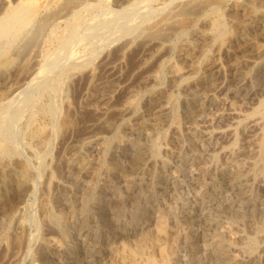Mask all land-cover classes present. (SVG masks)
Wrapping results in <instances>:
<instances>
[{"label":"rangeland","instance_id":"obj_1","mask_svg":"<svg viewBox=\"0 0 264 264\" xmlns=\"http://www.w3.org/2000/svg\"><path fill=\"white\" fill-rule=\"evenodd\" d=\"M38 1H39V4H42V6H44L43 8H46V6L47 7L55 6L54 4H56L58 0H38ZM60 1L61 0H59L58 3ZM179 1H183V0H172V1L170 0L141 1L140 0L137 4H135V6L138 4L139 6L138 7L136 6V8L134 6L135 9L133 8L132 9L133 11H130V10L126 11L124 8H121V6L125 7L126 4H128L127 2L129 1L121 2V1H116V0H107L106 3H104L109 6L107 7L105 5L106 7H104V11L107 13L112 12V14L108 13L105 15L104 14L105 12L102 11V14L100 16L103 15V17L105 16L104 18L106 19H109L112 17L115 18L119 16L121 12H124V11L126 12L130 11L132 13V14H129L130 12L129 13L124 12L127 17L129 15L131 16L130 19L126 18L128 21L125 20L126 22L124 24V26L129 27L130 33L128 32L129 33L128 34L120 30L121 31V32L119 31L120 37L122 36L123 38H119L116 36L115 40L114 39H111L110 41L108 40L107 43H104L103 45L100 46V48L102 46L103 47L101 48V50H98L97 54L99 55L97 56V54H95L94 55V57H96L95 59L94 57H92L93 60L91 59L90 61V65L93 67V77L91 79V82L92 83L95 82L96 87L100 89L99 90L97 88L98 93L95 92L96 93L95 94L90 88V86L88 85L89 83H87L86 71H83L80 74V76L77 78L78 81L76 79V82H75L76 87L74 85L75 84L74 81L72 80L73 85L72 87H69L68 89L66 100L73 107L77 109V111L75 112V117H74L75 125H74V128L71 131H69V133H67L65 136L62 135L55 139L53 146H52V150L53 149L54 150L53 152L50 153L47 159L45 158L46 160L44 159L41 162L37 157L31 155V153L28 152L27 149H25V147L23 146V138L21 136L20 130L18 131L17 129V128L20 129V126H19L20 123L15 126L16 128L14 127V130H15L14 141L18 138L15 141V143L18 141L20 142V143L18 142L19 144L16 143L17 145L16 144L15 145L19 149L20 155L22 156V158L26 156V158L24 159L27 165L30 163V161H33L30 163L32 165H28V167L30 166L29 169H30L32 178L34 179L35 184L37 183L34 189L36 190L35 198L33 196L35 195V193L32 195L27 194L26 195L27 197L24 196L22 200L16 199L17 202L15 201V204L17 206L16 208L17 220L20 222L21 220H23L22 223L25 226L24 234L28 238V240L30 239L29 244L31 247L29 246L28 248H26V250L21 254V256L16 260L14 264H40V260L38 256H36L37 253L36 251L34 252V250H36L35 240L38 239V237L40 238V237H46L48 235H52L49 232V229H47L45 225L41 223V220H40L38 199H40L39 193L42 194V191H43V186H44L43 183H44V180L46 179L45 178L46 173H44L43 167L41 168V166L37 165L38 164L37 162H41L43 165L44 163L46 164V162L47 164H49L51 162V158L57 154L55 152L58 151V148L61 149V151L63 150L64 154L65 153L69 154L70 152L69 145L76 144V143H81L80 146L82 145L81 147L78 148V154L85 161L88 160L87 161L88 170L86 172L81 173L80 175L82 176L84 175V176L80 177V182H77L74 184L69 180V177H68V175L72 173L73 168H70L69 166L64 165V167L62 168L63 170H61L60 173H57L55 175L56 181L58 182V187L56 188L55 191H54L55 188H53L52 193L55 194L58 189L61 190L62 186L66 191H64V193L60 191L58 195L55 194L56 198L55 200L52 199L51 206L53 205L52 207L53 211L57 212L65 208V206L68 204L69 198L77 197L76 200L78 202H82L83 201L82 199H84L87 196L88 205H89V211L86 215L87 221H88V228L80 227L79 225L76 224L75 221H71L70 224L66 227L58 228L59 232L55 236L57 237V239H59V241L62 242L63 249L72 245L75 248V250L73 252H70L72 256L70 254L69 255L71 257H67L66 255H64L63 257L61 258L59 257L58 259L53 258L51 261V264H59V262L60 264H73V262L70 259L72 260L75 259L78 264H87V263L88 264H101L103 261L107 260L109 257L108 256L109 254L105 255L109 253L107 251H110V249L113 248V246L119 244L121 240L123 242L130 241L131 239L133 240L136 236L139 235V233H137L138 235L135 233L136 230L139 232L140 228L146 226L149 223V220L151 219V217H154L155 215H157L156 212L158 211L159 213H164L167 216L170 224L174 226L175 228H177L178 230H180L179 232H181L180 237H182V239L181 238L178 239L175 251L172 255L174 259L171 258L173 260L171 264H208L212 259L211 243L215 242L218 239L227 240V239L233 238L232 240H235L234 246L231 247V250L233 251L234 249L236 251L240 249L241 247L240 243L242 245L248 240L255 239L257 242L259 241L258 242V246H259L258 252H261V249L264 245V241H262L264 240V226H263L264 225V188H263L264 187V152H263L264 151V51L262 52V55H258V56H255L251 54L249 51H247L248 55H250L249 61L247 62L249 67L246 63L242 64L244 68H247V70L245 69L244 76L241 77L238 81L236 80L234 81V79L231 78L233 72L227 69H229L228 62H229L230 57L232 56L231 54H233L237 49H240L241 47H245L247 45L248 40L252 38L253 40H257V41L264 43V40H263L264 39V19H263L264 14L260 16V19L254 22L247 20L246 21L247 28L245 27L244 29L243 26H242L243 29H241V27L236 28L235 18L238 15L239 16L242 15V11H243L242 9H243L244 4H247L250 0H222V1L220 0V3L217 5L216 9H209V10L207 9L204 13H201L200 15H198L197 17L198 20L196 19L193 23H190V21L188 20H184V22L181 23L182 30H178V31L175 30L169 33L168 37L171 35L169 37L170 39L168 37L163 39L164 41L163 45L158 46L155 44H151L147 46V48L150 49L151 47L153 50L155 49L156 51H153L152 49L151 50L147 49V51H145L146 47L144 49L143 43L141 42H142V37L144 35V29H146L145 28L146 22L148 21H145V20L143 21V19L141 20V17L144 16V14L146 13L148 17L150 18V20L153 21L159 18L164 13V11H166L169 4H172L173 2H179ZM262 1H261L262 3L260 2V4H258L257 8L261 10L262 13H264V0ZM142 2H144L143 5H142ZM146 2L150 8L147 7ZM153 4L156 6H154ZM159 6L161 7V9L159 8ZM163 7H164V10H163ZM116 8L119 10H116ZM137 8L141 11H139ZM106 9H108V11H106ZM120 9H122V11ZM113 11L115 13L117 12V14L113 13ZM135 11L136 12L139 11V12L136 13ZM157 11L160 12V14L159 13L157 14ZM108 15H110V17ZM135 15H138L139 16L138 18L143 23L139 22V19ZM201 15H203V17H201ZM134 17H136L137 19ZM104 18L101 17L100 20L105 21ZM131 19L133 21H131ZM137 24L141 27L140 29ZM231 24L233 26H231ZM60 26H63V25L61 24ZM136 26L138 28V29L136 28L137 30H135L134 28ZM97 27L99 28L100 24H98ZM203 29H206V30H203ZM181 31L183 33H181ZM200 31L204 33H206L207 31V34H205L206 38L204 40H200L196 37V33ZM48 32L42 35L39 41V48L40 47L50 48V49H54L53 47L56 48V45H57L56 40L52 39L49 43L46 41V39H48V36H49ZM222 32H226V33L224 34ZM134 33L135 35H133ZM126 34L127 36H125ZM129 35L135 36V38L132 36L129 37ZM128 37L130 39L132 38L131 46L127 49L126 51L127 53L125 52L124 55L117 57L116 53H117L118 48L122 46V43H123L122 41L127 39ZM129 38L127 40H129ZM78 42L79 41L75 42L76 45L79 44ZM138 42L139 44H141V46L138 44ZM187 42H188L187 44L188 47L186 48L191 47V49L199 45L200 42L205 43V48H206L205 53L204 54H200L198 52L196 53L198 54L197 55V58L199 61L198 65L200 66L199 71H202L205 68V66H207L208 63L211 61L212 57L215 55H217L220 59H222L224 66L226 63H228L225 66V70L227 71L224 72V76H223L224 79L219 78V80H217V83H216L217 85L214 87L215 89L211 88L212 90L208 89L209 91H206V93H208L207 94L208 96L205 100H203L200 106L202 110L200 108L199 111L197 110L198 113H194V115H192L191 117H188L187 115H186L187 117L185 116L184 109L182 106L183 97L185 93L181 90V86L184 85L190 79V77H188V79L185 78L184 81L183 80L179 81L178 79L173 80L168 74L169 73L168 67L170 63L173 64V61H174V64L179 63L183 67L186 66L187 61L183 62L185 60L183 59V55L186 51L183 49H186L185 46ZM75 43H73V46H75ZM109 43H112V44L108 45ZM120 43L121 45L118 46V44ZM168 43H170L171 45L170 44L168 45ZM189 45H192V46H189ZM73 46L71 48H73ZM172 46H174L175 48ZM76 48L72 49V54H74V52L76 51L74 54L76 56L82 55L88 52L87 50H89V47L86 49L82 44H79V48L78 46H76ZM83 48L85 52L81 50ZM103 48L105 50H103ZM112 49H114L115 51ZM68 51H70V49H68ZM68 51L66 49L65 51L63 50L62 53H60L64 57L61 55H60L61 57L59 56L60 58L58 57V66L62 65L64 62L67 61V59H69L67 57L71 51L70 52ZM66 52H68L69 54ZM163 52L165 53L163 54ZM210 52H213L214 54ZM148 53L150 54L151 57L149 56ZM147 57L148 58L150 57V58L148 59ZM65 58H67L66 61H65ZM61 59L62 60L64 59V61H62ZM145 59H147L146 62H145ZM40 61H42V58L38 56L36 62L39 64ZM139 61L140 62L142 61V62L140 63ZM109 62L111 63L108 64ZM100 63L103 65H100ZM38 64H34L32 67L35 68L36 66H38ZM158 64L160 65L158 69L160 73L157 72L159 74L158 78L159 76H161L162 78L160 77V80L158 79V81L157 80L153 82L151 80L147 81L146 80L147 75L150 74L152 71L153 72L156 71L154 70L153 67L158 66ZM131 65H134V66H131ZM161 66L164 68V70ZM98 68L99 69L101 68L100 71ZM247 71L250 73H246ZM82 77L85 79H83ZM170 80L173 82L171 83ZM20 84L22 85L23 81H21ZM112 84L114 85L115 88L114 87L112 88L113 86ZM2 87H3L2 82H0V92H2L1 91ZM170 88L175 89L173 90H174L175 97H176V99H174L176 111H174V114L167 119L168 121L166 120V122H164V125L162 124L161 126H148L144 128L131 127V129H129L128 127L122 126L115 133L114 132L106 133L105 127H102V124H98L99 121L97 120L96 113L93 110V107L97 106L98 104L101 105L100 103H106L109 101L111 102L113 101L112 103L110 102L109 103L112 104L114 107H120V104L122 103V99L125 98L131 91L135 90L137 91V96H138V98L136 97V100L138 99L137 100L138 102H136L135 104V107H136L135 111L137 110L142 111L145 108L144 106H146L149 103V101L152 100V98L156 97V95L160 93L168 91V89L170 90ZM6 91L4 92L3 90L4 93L2 92L4 97L6 96ZM35 91H36L35 89H31V90L26 89V92L23 91V93L28 95V92H29L30 95H32V93L34 95ZM23 93H21V95L19 96H22ZM92 94L94 97L91 96ZM104 99L106 102L104 101ZM89 102L91 103L89 104ZM65 107L66 106L64 105L63 112H66ZM238 107L240 108V110L237 109ZM233 108L235 111L237 109V111L239 112L238 114L240 116L238 114L237 115L230 114V112L233 111L232 110ZM110 112L105 114V115L108 114L107 116L105 115L102 116V119H101L102 122L105 121V123L108 124V126L119 124L122 120L121 114H119V112L117 111L116 112L110 111ZM195 114H198V115H195ZM214 114L217 115V117L216 116L214 117ZM62 115L60 116L59 121L62 120V118L64 119L66 116L64 113ZM215 118L216 120H213ZM174 122H177L178 125ZM194 124H196L197 126ZM176 125L179 128H177ZM192 125L198 128L202 127L201 129L204 128V131H203L204 133L197 131V130L196 131L193 130ZM220 127H222L221 128L222 130L219 133L220 135H217L218 133L216 134V131L217 129L219 130ZM175 128H177L179 134L178 132L177 134L173 133V129ZM209 130H213V131L216 130V131L210 132ZM226 130L231 131V132H227ZM98 131L99 133L102 134V137L99 140L97 139V142H96V139H93L94 138L93 135ZM88 136L89 137L91 136L90 137L91 139ZM259 136H260V139L258 138ZM62 138H64L65 140H63ZM78 141H81V142H78ZM251 142L254 143L253 145H255L256 143L257 144L255 146L253 145L251 146L252 144ZM60 143L61 144L63 143L64 145L63 144L60 145ZM142 143H143V146L141 145ZM147 144H148V148L146 147ZM19 146L23 147L24 149L20 148ZM138 148L145 149L147 153L146 160L140 166L141 169L135 174H130V173L117 174L114 176L115 178L112 177L110 179L107 185L100 187L99 185L102 183L103 178L105 177V173L103 171L105 170V167H107L108 165H109L108 167H110V165H113L114 162H118L120 165L123 164L122 165L123 167L129 166L133 157L138 151L137 150ZM250 148H253V149H250ZM256 150L257 151L259 150V151L257 152ZM256 157L257 158L259 157L258 159L259 160L261 159V160L258 161ZM112 159H114L113 163H112ZM92 163H96L97 167L95 164H92ZM149 167L150 169H148ZM240 167L244 169V172H243V169ZM62 171H64V174ZM94 171L96 172L95 176L98 177V178L93 177V181L95 183V186L97 187L93 190L94 192L92 191L90 192L91 194H88L87 192H85V189L82 188V182L85 179L86 180L90 179ZM236 171H237V174H239V177L241 178V180H243L241 181L243 186L241 182L238 183L239 185L233 182L234 176L237 175V174H234L236 173ZM65 172H68V174ZM245 173L246 175H244ZM138 176L140 178H138ZM242 176L244 178H242ZM135 186L136 188H134ZM137 186L140 187L139 192H137ZM244 186H247L249 190L247 191V189H245L246 187ZM11 187H14V186H10V191H9L10 193L12 189ZM71 190H73L74 194L72 193ZM239 190H243V191H239ZM122 195L125 198H123ZM126 197L136 202L135 203L136 212L133 215L134 216L133 217L128 213V210L125 211L122 217L123 218L122 223H124L125 225L119 229L117 225L115 226L113 220L111 221L109 219V214H108L109 212L107 210H109V208L113 206L116 202L125 200ZM33 200L34 202H32ZM130 200H127V203L125 204L126 207L128 208H129V205L127 204H129ZM24 202L31 203L33 206H31V210H28V212H24L22 211V209H20L21 213H19V208L23 204H25ZM95 205L96 206L100 205V208L96 207ZM238 207H241V208L238 209ZM33 208L35 210H32ZM244 208L247 210H245ZM35 216L37 218H35ZM100 219L102 221L103 219H105L103 221V224L101 223L102 221L100 222ZM28 220H30V223ZM7 226H9L10 229L15 228L14 223L10 222L7 219H2L0 221V231L2 230L3 227H7ZM122 228L123 230H121ZM187 228L188 229L190 228L189 231L192 229L190 231V236L188 238L185 237V231L188 230ZM30 233L33 234L35 237H33V235L31 236ZM63 233L67 234L68 237L66 239L64 238ZM85 248H86V251H85ZM89 249H91L93 253ZM236 251H234V253H236ZM75 253L78 255H76ZM238 253H241V252H237V254ZM98 256L100 258H98ZM72 257H75V258H72ZM192 257L195 259H192ZM261 260H262L261 264L262 263L264 264V256L261 258Z\"/></svg>","mask_w":264,"mask_h":264},{"label":"bare ground","instance_id":"obj_2","mask_svg":"<svg viewBox=\"0 0 264 264\" xmlns=\"http://www.w3.org/2000/svg\"><path fill=\"white\" fill-rule=\"evenodd\" d=\"M58 1L56 4H54L55 6H53V7H47L46 6V8H43L44 6H42V4H39L38 0H0V82H2V85H3L1 91L3 92V90H4V92H5L7 90L5 97L3 96L2 92H0V221L2 219H7L10 222L15 224L14 229H10L9 226H7V227H3L2 230L0 231V264H14L16 262V260L21 256V254L26 250V248H28L30 246V244H29L30 239L28 240V238L24 234V227L25 226L22 223L23 220H21V222L17 220V217H16L17 206L15 204V201H16V199L22 200V198L24 196H26L27 194L32 195L35 193V195H33V196H34V198L36 196V190H34V189H35V186L37 183L35 184V181L32 178V175H31V172L29 169L30 166L28 167V165H32L30 163L33 161H30V163L27 165V163L24 159V158H26V156L24 158H22V156L20 155V151L16 147V145H17L16 143H18L19 141L15 143V141L18 138L14 141V139H15L14 127L20 123V125H19L20 129L19 128H17V129H18V131L20 130L21 136L23 138V146L25 147V149L28 150V152L31 153V155L37 157L41 162L45 158L47 159V157H49L50 153L53 152V150H54V149L52 150V146H53L55 139L59 136H62V135L65 136L67 133H69V131H71L74 128V125H75V118L74 117H75V112L77 111V109L75 107H73L66 100L67 94H68V89H69V87H72V85H73L72 80L75 83L76 79L80 76V74L83 71H86V79H87V83H89L88 85L90 86V88L92 89V91L94 93L97 92V90L99 88L96 87L95 82L94 83L91 82V79L93 77V67L90 65V61H91L92 57H94V55L97 54L98 50H101V48L103 47L102 46L100 48V46L103 45L104 43H107L108 40L109 41L111 39L115 40L116 36L119 38H123L122 36L120 37V32H121L120 30H122V32H126V33L129 32L130 33L129 27L124 26V24L126 21H128L127 20L128 18L129 19L131 18V16L129 15L130 17L129 16L127 17L124 12H126L127 10L133 11L132 9L134 8L135 4H137L140 0H116V1H121V2L129 1V2H127L128 4H126L125 7L121 6V8H124L126 11L123 10L124 12H121L122 9H120L121 14L118 13V14H120L119 16H117L115 18L111 16L112 18H109V19L104 18L105 16L103 17V15L100 16L102 14V11H104V7H106V6L109 7L107 4H104V3H106L107 0H61L59 3H58ZM141 1H146V0H141ZM170 1H172V0H170ZM261 1L262 0H252V1L250 0L248 3L246 2L247 4H244L243 9H242L243 11L241 10L242 15H240V16L238 15L235 18L236 28L241 27V29H243V28L245 29L247 20L254 22V21L260 19V16H262V14H264L261 12V10H259L257 8L258 4H260ZM143 3L144 2H142V5H143ZM219 3H220V0H183V1H179V2H173L172 4H169L167 9L165 8L166 11H164V13L159 18H157L153 21L150 20L148 15L145 13L146 15L144 14V16L141 17V20L143 19V21L144 20L148 21V22H146V27L143 26L146 29H144V35L142 37V42H141V43H143L144 49L146 47L145 51H147V49H149V48H147L148 45H151V44H155L158 46L163 45V42H164L163 39L168 37L169 33H171L172 31L182 30L181 29V27H182L181 23L184 22V20H188V21H190V23H193L196 19L198 20V18H197L198 15H200L201 13H204L207 9L208 10L209 9H216V7ZM146 4H147V2H146ZM150 4H151V2H150ZM136 6L138 7L139 4ZM136 6H135V8H136ZM154 6H156V5H154ZM147 7H149L148 4H147ZM164 7H163V10H164ZM159 8L161 9L160 6H159ZM144 9H146V8H144ZM116 10H119V9L116 8ZM155 10H157V9H155ZM106 11H108V9H106ZM130 11H128L126 13H129ZM139 11H141V10H139ZM139 11H137V12H139ZM108 13L105 12L104 14L106 15ZM113 13H115V12L113 11ZM158 13L160 14V12L157 11V14ZM109 14H112V12H110ZM115 14H117V12ZM129 14H132V13L130 12ZM108 16L110 17V15H108ZM135 16L137 18L139 17L138 15H135ZM101 17L104 18L105 21L100 20ZM136 17H134V18H136ZM201 17H203V15H201ZM141 20L139 19V22H142ZM131 21H133V20L131 19ZM131 21H129V22H131ZM139 22H137V23H139ZM132 23H131V25H132ZM142 23H140V24H142ZM61 24L63 26H60ZM98 24H100L99 28L97 27ZM135 24H133V25H135ZM232 24H231V26H233ZM242 26H243V28H242ZM134 28H135V30L138 29L137 26ZM140 28L141 27L139 26V29ZM97 30H99V31H97ZM203 30H206V29H203ZM224 31H225V29H224ZM47 32L49 33L48 34L49 36H48V39H46V41L49 43L53 39V40H56V42H57L56 48L53 47L54 49L41 48V47L39 48V41H40L42 35L47 33ZM136 33H137V31H136ZM181 33H183V32L181 31ZM222 33L225 34L226 32H222ZM232 33H233V31H232ZM205 34H207V31H206V33L200 31V32L196 33V37L200 40H204L206 38ZM133 35H135V33ZM125 36H127V34ZM131 36L132 35H129V37H131ZM132 37L135 38V36H132ZM127 39L123 40L122 42L123 43L125 42V43L124 44L122 43V46H120L118 48L117 53H116L117 57L124 55V53L127 51V49L131 46V44H132L131 39L132 38L131 39L129 38V40H127ZM251 39L247 41V45L245 47H241L240 49H237L236 51L234 50L235 52L233 54H231L232 56L230 57L229 62H228L229 63V69H227V70H229V71L231 70L233 72L231 78H233L234 81L235 80L238 81L241 77H243L245 74V69L247 70V68H244L242 65L243 63L247 64V62L249 61L250 55H248L247 51H249L251 54H253L255 56L262 55V52L264 51V43L257 41V40H253V39L251 40ZM77 41H79L78 43L82 44L86 49L89 47V50H87L88 52H86L82 55H77V56L74 55L76 51L74 52V54H72L73 48H76V46H78V48H79V44L76 45V43H75ZM44 42H45V40H44ZM113 42H115V41H113ZM139 42H140V40H139ZM139 42H138V44H139ZM176 42H174V43H176ZM73 43H75V46H73ZM110 44H112V43H109L108 45H110ZM169 44L170 43H168V45ZM187 44H188V42L186 43L185 48L188 47ZM222 44H223V42H222ZM233 44H235V43H233ZM119 45H121V43L118 44V46ZM139 45L141 46V44H139ZM72 46H73V48H71ZM189 46H192V45H189ZM172 47H174V46H172ZM230 47H231V45H230ZM219 48H220V46H219ZM66 49H67V51H68V49H70V51H71V52L68 51V52H70V54L68 52H66L69 54V55L67 54L68 55L67 58H69V59L65 58V61H66V59H67V61L64 62L62 65L58 66V57L61 55L60 53H62V51L63 50L65 51ZM151 49L152 48L150 47L149 50H151ZM205 49H206L205 43H202V42H200L199 45H197L196 47H194L192 49H191V47L183 49L186 52L185 53L183 52L184 53L183 59H185V60L184 61L182 60V61L188 62V63L186 62V66L183 67L179 63L174 64V61H173V64L170 63V65L168 67V72H169L168 74L170 75V77L173 80L178 79L179 81L180 80L184 81L185 78L188 79V77H190V79L184 85L181 86V90L185 93L184 97H183V102L182 101L181 102H182V106L184 109L185 116L187 115L188 117H191L192 115H194V113H198L197 110L198 111L200 110V108H201L200 106H201L203 100H205L208 96L207 95L208 93H206V91H209L208 89L214 88L217 85L216 84L217 80H219V78H223L224 72L227 71V70H225V66L228 63H226L224 61L226 63L224 66L222 59H220L217 55L213 56L212 59L207 57V58L211 59V61L208 63L207 66H205V68L203 70L201 69L202 71H199L200 66L198 65V62H199L198 58H197L198 54H196V53L198 52L200 54H204ZM76 50H77V48H76ZM81 50L84 51V48ZM103 50H105V49L103 48ZM112 50H114V49H112ZM78 51H79V49H78ZM153 51H156V50L154 49ZM131 52H133V51H131ZM164 53L165 52H163V54ZM210 53H213V52H210ZM78 54H79V52H78ZM104 54H106V53H104ZM98 55L99 54H97V56ZM253 55H251V56H253ZM38 56H40L42 58V61H40L41 63L39 62V64L36 62ZM61 56H63V55H61ZM149 56H150V54H149ZM95 58L96 57H94V59ZM181 58H182V56H181ZM202 60H203V58H202ZM62 61H64V59ZM146 61H147V59H145V62ZM110 63L111 62H109L108 64H110ZM34 64H38V66L33 68L32 66ZM249 64H250V62H249ZM100 65H103V64L100 63ZM247 65H246V67H247ZM97 66H99V65H97ZM105 66H106V64H105ZM131 66H134V65H131ZM159 66L160 65L158 64V66L153 67L154 70H156V71H154V72L152 71L153 73L150 71L151 73L148 74L146 77L147 81L151 80L153 82L156 80L158 81V79L160 80L161 76H159V78H158L159 74L157 73V72H159V70H158ZM248 67H249V65H248ZM147 68H148V66H147ZM100 69H99V71H100ZM125 69H123V70H125ZM163 70H164V68H163ZM131 72H132V70H131ZM246 73H250V72L247 71ZM83 79H85V78H83ZM21 81H23L22 85L20 84ZM77 81H78V79H77ZM119 82H121V81H119ZM172 82L173 81H171V83ZM220 83H221V81H220ZM179 84H181V83H179ZM74 85L76 87V83ZM4 86H6V87H4ZM113 87H114V85L112 86V88ZM3 88H5V89H3ZM26 89L27 90L35 89L36 91H35L34 95H33V93H32V95H30L29 92L27 95V94L23 93V91L26 92ZM173 89L174 88H170V90L168 89V91H165L163 93L156 95V97L152 98V100L149 101V103L147 105L145 104L146 106H144L145 108L142 111L137 110L138 112L135 111V108H136L135 104H136V102H138L137 101L138 99L136 100V97L138 98L137 91H135V90H133L131 92L129 91L130 93L125 98L122 99V103L120 104V107H114L112 104H110L113 101L111 102L108 100L110 102L109 103V102H106L104 99V101L106 103H100L101 105L98 104L97 106L93 107V110L97 116V120L99 121L98 124H102V127H105L106 133L107 132H110V133L114 132L115 133L122 126L128 127L129 129H131V127L144 128V127H148V126H161L162 124L164 125V122H166V120L174 114V111H176L175 102H174L175 101L174 99H176L175 93H174L175 89L174 90ZM21 93H23L24 95L22 94V96H19V95H21ZM91 96H93V94ZM91 102H89V104ZM64 105L66 106L65 107L66 112H63V106ZM234 108L232 109L233 111L230 112L231 115H237L239 113L237 111V109L240 110V108L238 107L236 109V111L234 110ZM201 110H202V108H201ZM229 110H231V109H229ZM110 111H115V112L117 111V112H119V114H121L122 120L119 124L108 126V124H106L105 121L102 122V120H101L102 116H104L106 113H108ZM78 112H80V111H78ZM63 113L66 116L64 119L61 117L62 120L59 121L60 116ZM219 113H221V112H219ZM110 114H111V112H110ZM107 115H105V116H107ZM195 115H198V114H195ZM215 116L217 117V115L214 114V117ZM239 116H237V117H239ZM193 117H195V116H193ZM177 118H176V120H177ZM218 118H220V117H218ZM82 120H84V119H82ZM213 120H216V118ZM169 121H171V120H169ZM174 123L177 124V122H174ZM177 125H176V127H177ZM194 125H196V124H194ZM196 126L195 127L193 126L192 129L195 131L196 130L200 131V132L204 131V128L201 129L202 128V127H200L201 125L199 126L200 128H198ZM77 128H79V127H77ZM177 128H179V127H177ZM177 128L173 129L174 134H177V132H178ZM221 128L222 127H220L219 130L217 129V131L214 130V131H216V134L218 133L217 135H220L219 133L222 130ZM209 131L212 132L213 130H209ZM210 132H208V133H210ZM227 132H231V131H227ZM222 133H224V132H222ZM178 134H179V132H178ZM93 137H94L93 139H96V142H97V139L99 140L102 137V134L99 133V131H98L93 135ZM258 138L260 139V136ZM62 139L65 140L64 138H62ZM78 142H81V141H78ZM62 144L60 143V145H62ZM80 144L81 143L69 145V151H70L69 154L68 153L64 154L63 150L61 151V149L58 148V151L55 152L57 154L51 158V162L49 164H47V162H46V164L44 163V165H43L41 162H37L38 163L37 165L41 166V168L43 167L44 173H46V177H45L46 179L44 180V183H43V185H44L43 191L41 190L42 194L39 193L41 196L39 195L40 199H38L39 200L38 207H39L40 220H41V223L44 224L45 227L47 229H49V232L52 234V235H48L46 237H40V238L38 237V239L35 240L36 250H34V252L36 251V253H37L36 256H38V258L40 260V264H51V261L53 258L58 259L59 257L61 258L64 255H66L67 257L72 256L70 254V252H73L75 250V248L71 245V246H68L67 248L63 249L62 242L59 241V239H57V237L55 236L59 232L58 228L68 226L71 221H75L76 224L79 225L80 227L88 228V221H87L86 215L89 211V205H88V197L87 196L84 199H82L83 200L82 202H78L76 200V198H77L76 196H75L76 198H69L68 204L65 206V208L61 209L57 212L53 211V209H52L53 205L51 206L52 199L55 200L56 195H58V193L60 191H62V193H64V191H66L62 186L61 190H59V189L57 190V192L55 193L56 195L52 193V189L55 188L54 189V191H55L56 188L58 187V182L56 181L55 175L57 173H60L61 170H63L62 168L64 167V165L69 166L70 168H73L72 173H70L68 175V177H69V180L74 184L77 182H80V177L82 176L80 174L83 172H86L88 170V163H87L88 160L85 161L78 154V148L82 146V145L80 146ZM253 144L254 143H252L251 146ZM141 145L143 146V143ZM255 145H253V146H255ZM19 147L23 148L21 146H19ZM146 147L148 148V144ZM139 148L137 149L138 151L136 152L135 156L133 157L131 163L127 167L126 166L123 167L122 166L123 164L120 165L118 162L113 163L114 159H112L113 165H110V167H108L109 165L107 167H105V170H103L105 173V177L103 178V181L99 186L103 187V186L107 185L108 182L110 181V179L117 174H125V173L135 174V173H137L141 169L140 168L141 164L144 163V161L147 158V153H146L145 149H139ZM56 149H57V147H56ZM250 149H253V148H250ZM31 155H29V156H31ZM258 158L256 157V159H258ZM27 159H29V158H27ZM260 160L258 159V161H260ZM92 164L96 165V163H92ZM96 167H97V165H96ZM240 168H242V167H240ZM148 169H150V167ZM146 171H148V170H146ZM62 172L64 174V171H62ZM241 172H240V174H241ZM243 172H244V169H243ZM65 173L68 174V172H65ZM234 174H237V171ZM95 175H96V172L94 171L90 179H88V180L85 179L82 182V188H84L85 192H87L88 194H91L90 192H92L97 187V186H95V183L93 181V177L94 178L97 177ZM244 175H246V173ZM35 176H37V175H35ZM243 176H242V178H244ZM229 177H230V175H229ZM138 178H140V177L138 176ZM38 180H40V179H38ZM241 181H243V180H241V178L239 177V174L234 176L233 182L238 184ZM241 184H242V182H241ZM59 185H61V184H59ZM68 185H70V184H68ZM137 185H139V184H137ZM244 185H246V184H244ZM10 186H14V187H11L12 188L11 193L9 192ZM242 186H243V184H242ZM244 187H246L245 189H247V191L249 190L247 188V186H244ZM134 188H136V186ZM123 189H125V188H123ZM71 191L73 193V190H71ZM117 191H118V189H117ZM139 191H140V187L137 186V192H139ZM239 191H243V190H239ZM133 192H131V193H133ZM119 195H117V196H119ZM136 197H137V195H136ZM123 198H125V197L123 196ZM127 200H130V199L128 197H126L125 200H123V201L121 200L120 202H116L117 204L115 203L113 206H111L109 208V210H107L109 212L108 213L109 219L111 221L113 220L115 226L117 225L119 229L125 225L124 223H122L123 213L128 210V213L131 216H133L136 212V204H135L136 202L134 200H130L129 204H127V205H129V208H128L125 205L127 203ZM32 202H34V200ZM31 206H33L31 203L23 204L19 208V213H21L20 209H22V211H24V212H28V210H31ZM34 206H36V205H34ZM96 207L100 208V205L96 206ZM162 208H164V207H162ZM239 208H241V207H238V209ZM32 210H35V209L33 208ZM157 210H159V209H157ZM245 210H247V209H245ZM96 213H97V211H96ZM156 213H157V215H155L154 217H151V219L149 220V223L146 226L140 228L139 232L136 230L135 233L136 234L139 233V235L138 234H137L138 236L135 235L136 237L133 240L131 239L132 236L130 238L131 240L129 239L130 241L123 242L121 240V242L119 244L113 246V248H111L110 251H107L109 253H107L105 255L109 254L108 255L109 257L107 260L103 261L101 264H171V262L173 261L171 258L174 259V257H172V255L175 251L178 239H180V238L182 239V237H180L181 232H179L180 230H178L177 228H175L174 226H172L170 224L167 216L164 213H159V211ZM156 213H154V214H156ZM24 214H26V213H24ZM248 215H249V213H248ZM20 216H21V214H20ZM33 217H34V215H33ZM133 217H132V219H133ZM35 218H37V217L35 216ZM105 219H103V221ZM28 221L30 223V220H28ZM101 221L102 220L100 219V222ZM103 221L101 222L102 224H103ZM123 221H125V220H123ZM226 227H228V226H226ZM46 228H45V230H46ZM109 229H111V228H109ZM189 229L187 231H185V237L186 238H188L190 236V231L192 229L190 231H189ZM121 230H123V228ZM207 232H208V230H207ZM32 235L33 234H31V236ZM63 236L65 239L68 237L66 233H63ZM33 237H35V236L33 235ZM232 239H227V240L218 239L215 242L211 243L212 252L211 251L210 252L212 253V259L208 264H261V261H262L261 258L264 256V245L261 249V252H258V249H259L258 242L259 241L257 242L255 239L248 240L247 242H245L242 245L240 243V246H241V247L239 246L240 249L238 248L239 249L238 251H236L234 249V251H236V253H234V251L231 250V247L234 246L235 240H232ZM262 241H264V240H262ZM33 246H34V244H33ZM89 250H91V249H89ZM85 251H86V248H85ZM237 252H241V253L237 254ZM92 253H93V251H92ZM76 255H78V254H76ZM23 258H24V256H23ZM72 258H75V257H72ZM87 258H89V257H87ZM98 258H100V257L98 256ZM192 259H195V258L192 257ZM70 260L73 262V264H78L75 259H73V260L70 259ZM22 261H23V259H22ZM90 262H91V260H90ZM83 263H85V262H83ZM192 263H194V262H192ZM59 264H60V262H59Z\"/></svg>","mask_w":264,"mask_h":264}]
</instances>
